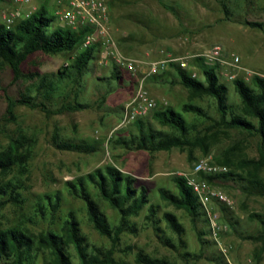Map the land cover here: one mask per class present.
Masks as SVG:
<instances>
[{"label":"rangeland","instance_id":"obj_1","mask_svg":"<svg viewBox=\"0 0 264 264\" xmlns=\"http://www.w3.org/2000/svg\"><path fill=\"white\" fill-rule=\"evenodd\" d=\"M224 1L230 16L225 15L216 0H107L110 28L121 51L129 56L158 60L168 54H199L219 44L235 53L242 67L264 76V31L244 24V21H250L264 25V0ZM41 5L45 6L47 15L54 16L55 0H34L32 8L37 10ZM8 7L5 0L0 1V13ZM53 26L57 27V24L54 22ZM77 53V49L68 53H34L21 65L23 77L17 81H13V73L7 64L0 65V149H6L11 139L20 138L23 147L19 151L26 147L32 154L25 170L15 166L6 174L0 173V184L13 180L20 186L22 201L20 205H0V229L18 226L36 236L48 229H57L59 218L72 212L88 244L101 250L108 249L109 240L93 229L83 201L71 196L65 183L74 182L95 169L112 166L124 176L135 179L136 188H145L149 203L157 210L159 226L174 245L167 247L161 243L152 223L145 218V207L136 217L128 219L136 231L121 235L114 254L121 264H136L135 257L140 252L175 264H264V244L244 239L245 236H257L264 229L258 218H250L251 214H256L264 221V196L252 194L247 181L222 179L212 182L232 201V206L227 207L224 213V205H212L219 213L222 228L216 239L211 235L206 237L211 244L204 247L197 239V231L204 229L205 224L193 223L184 210L174 208L159 196L160 189L176 194L173 177L188 172L192 164L202 157L213 160L230 151L229 157L234 164L241 159H257L260 137L237 130L215 132L208 137L207 152L199 146L147 152L111 143L117 137L127 136L128 131H135L132 123L116 128L122 117V106L133 93V80L126 72H121L122 82L119 84L112 80V69L108 65L91 61L80 76L57 82V70L69 64ZM191 69L202 80L200 68L194 65ZM218 73L220 81L227 87L229 103L239 105L232 81L227 80L221 71ZM252 76L242 73L238 78L250 83ZM42 79H45L46 86L51 84L57 86L56 89H38ZM171 79L160 80L156 87L158 95H165L166 88L172 89L175 102L169 105L195 126L189 137L202 136L210 121L182 111L185 102L182 98L186 92L177 83H171ZM150 81L146 82L149 92ZM20 94L34 97L38 103L45 104L50 113L18 105L13 110V119L10 118L6 113L7 98L17 99ZM192 102L203 108L211 119L218 118L212 98L203 97ZM75 103L84 107L70 109ZM61 106H66L67 110L58 112ZM161 107L163 105L159 104L158 108ZM144 121H150L154 130L170 132V129L153 121L151 116ZM58 144H86L94 151L61 149ZM230 169L240 173L234 166ZM258 176L264 181V167L258 171ZM89 192L109 224L116 225L119 221L117 212L92 187H89ZM47 195L58 197L59 206L54 219L48 215L42 219L34 212L35 204L43 202ZM6 198L0 194V203ZM164 212L173 214L182 225L180 237L160 220ZM225 214L234 222L236 231ZM224 249L226 252L222 251ZM68 252L72 262H77L72 247ZM200 253L202 256L196 257ZM36 255V264L49 261L50 256L45 250L38 251Z\"/></svg>","mask_w":264,"mask_h":264},{"label":"trees","instance_id":"obj_2","mask_svg":"<svg viewBox=\"0 0 264 264\" xmlns=\"http://www.w3.org/2000/svg\"><path fill=\"white\" fill-rule=\"evenodd\" d=\"M3 1V0H0ZM223 8L226 16H230L224 0H216ZM170 9V8H169ZM54 17L47 15L44 5H41L28 18L17 21L10 29H6L0 23V65L7 64L13 73V81L23 77L21 65L32 54L42 52L45 54H57L78 50L77 55L71 58V62L57 70V82L80 76L97 57L98 49L93 46L87 50L80 51L81 38L86 29L71 31L65 28L54 27ZM244 24L251 28H258L264 31V25L257 22L244 21ZM123 40V39H122ZM123 42V41H121ZM124 43V42H123ZM193 65L200 68L202 80L192 78L185 70L180 69L176 64L169 66L174 69L177 77L169 76L165 71L162 75L155 76L150 80L161 77H171V83H178L189 93V101L181 107L187 114L209 120L210 124L205 128L202 136L189 137L195 126L172 107H161L153 112L151 118L160 126L170 129V132L157 131L151 127L150 121L144 119L132 123L134 130H130L127 136L117 137L111 143L123 145L133 150H143L147 152L170 151L173 148L183 150L185 148L199 146L207 152L208 137L215 132H225L237 130L245 132L247 135H257L260 137L258 145L257 159H241L233 163L229 157L230 151L220 158L212 161L219 165L229 168L226 174L217 177H208L209 182L215 180L247 181L251 185L249 190L252 194L264 196V181L258 176V171L264 167V76L254 74L250 83H246L241 78L232 81L234 92L239 98V105L234 106L228 101V91L225 84L219 79L217 65H208L202 59L196 58L192 61ZM165 77V78H166ZM112 80L121 84L122 75L117 69H112ZM45 79L40 81L38 89L47 88L55 90L57 86L48 84ZM210 97L214 100L217 119H211L205 110L193 103L192 100ZM6 113L13 119V110L18 105H26L30 108H39L46 114L50 112L46 105L38 103L34 97L28 94H20L17 99L7 98ZM84 105L75 103L70 109L82 108ZM67 110L66 106H61L58 112ZM61 149L79 150L92 152L94 148L89 145L58 144ZM22 139H11L6 149H0V173L6 174L13 167L25 170L32 156L29 148H23ZM234 166L240 173L232 171ZM245 171L243 175L242 172ZM135 179L124 176L117 168L105 166L78 177L75 181L65 183L68 193L83 201L86 215L93 229L100 235L109 240V248L101 250L94 245L88 244L82 235L79 224L72 212L60 217L57 229H48L34 236L29 231L21 227L0 229V264H36V253L47 251L50 258L46 264H121L114 258L116 248L119 245L121 235L124 232H135L133 224L128 223L130 217H136L145 207L147 208L146 220L151 222L161 243L167 247H174L170 238H166L163 229L159 226L156 217V208L149 203L146 190L143 187H135ZM177 193L173 194L165 189L159 190V196L169 205L176 209L184 210L193 223L201 222L205 224L204 229L197 231V239L201 247L208 246L211 242L206 238L210 235L206 214L198 202L192 190L187 186L185 180L179 176L173 177ZM89 187H92L96 194L105 201L119 215L116 225L109 224L105 214L99 209L98 204L91 197ZM20 186L13 180L0 184V194L7 197L0 205L8 203L20 205ZM57 195L45 197L43 202H38L34 206L36 215L42 219L49 216L54 219L58 209ZM224 213L227 207H222ZM226 215V214H225ZM250 218H258L264 226V221L256 214H251ZM227 221L236 231L235 224L226 215ZM165 222V226L173 234L181 236L183 227L178 223L176 217L168 212H164L160 218ZM159 234V235H158ZM244 239L259 241L264 244V229L257 236H245ZM72 247L77 262H72L68 249ZM201 257L202 253L196 257ZM195 257V258H196ZM136 264H175L167 259L152 258L143 253L136 254Z\"/></svg>","mask_w":264,"mask_h":264},{"label":"built area","instance_id":"obj_3","mask_svg":"<svg viewBox=\"0 0 264 264\" xmlns=\"http://www.w3.org/2000/svg\"><path fill=\"white\" fill-rule=\"evenodd\" d=\"M10 7L0 13V23L10 29L17 21L28 18L36 9L32 8L34 0H5ZM57 8L54 13V22L59 28L79 31L86 29L81 38L80 51L93 46L98 49L97 57L93 61L108 65L111 69L126 72L134 83V90L129 100L122 106V117L116 128H122L140 119H145L158 108L157 101L151 96L146 82L155 76L162 75L171 63L177 64L180 69L189 73L192 78L199 79L192 72L191 62L202 59L208 65H217L224 77L233 81L239 74L250 76V72L241 66L239 57L227 51L223 46L214 44L202 53L172 56L170 54L158 60H147L124 54L114 39L110 28V15L107 0H55ZM229 168L214 163L211 158L197 159L188 172H181L187 186L192 190L202 206L207 220L210 235L216 239L221 225L219 213L212 208L213 204L232 206V201L221 191L216 189L208 177H217L226 174ZM226 252L225 249L222 250Z\"/></svg>","mask_w":264,"mask_h":264},{"label":"crops","instance_id":"obj_4","mask_svg":"<svg viewBox=\"0 0 264 264\" xmlns=\"http://www.w3.org/2000/svg\"><path fill=\"white\" fill-rule=\"evenodd\" d=\"M193 66L194 65H192V62H191L190 68H192ZM166 71L169 72V76H171V77H177L176 72L170 66L167 68ZM165 77H161V78L164 79ZM161 78H157V79H154V80H151L150 81L151 82V84H150V94L157 101L158 105L160 104V105H163V107H167V106L168 107H172L169 104H173L175 102L173 90L170 89V88H166L167 93L165 95H162V96L161 95H158V93L156 91V87H157L158 83L160 82V80H162ZM178 86H180L181 88H183L185 90L186 95L183 96L182 101L184 100L185 101L184 103H187L186 100L189 99V93H188V91L184 87H182V85L178 84Z\"/></svg>","mask_w":264,"mask_h":264}]
</instances>
